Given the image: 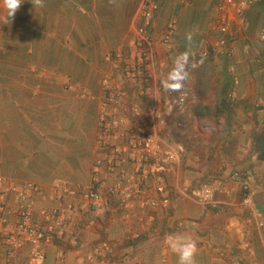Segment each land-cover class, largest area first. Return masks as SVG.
<instances>
[{
  "label": "crops",
  "instance_id": "1",
  "mask_svg": "<svg viewBox=\"0 0 264 264\" xmlns=\"http://www.w3.org/2000/svg\"><path fill=\"white\" fill-rule=\"evenodd\" d=\"M141 2L24 0L9 18L0 0V200L11 186L33 184V219L56 208L76 236L42 243L43 257L33 261L31 244L10 247L0 219V264H179L169 236L196 242V264H264V0H159L146 41L137 33ZM220 39L233 53L201 58ZM177 63L189 71L183 107L158 92ZM138 65L146 80L127 73ZM147 134L172 158L125 201L108 189L132 163L96 172L95 162L107 145ZM235 170L248 180L250 205ZM200 184L213 187L210 201L188 195ZM90 190L101 204L84 197Z\"/></svg>",
  "mask_w": 264,
  "mask_h": 264
},
{
  "label": "built area",
  "instance_id": "2",
  "mask_svg": "<svg viewBox=\"0 0 264 264\" xmlns=\"http://www.w3.org/2000/svg\"><path fill=\"white\" fill-rule=\"evenodd\" d=\"M261 0H226L227 3L234 6L249 5ZM159 0H142L141 2V17L143 25L137 29L138 36L141 41L148 40V35L145 30V25H148L153 16L159 9ZM175 28V20H170L167 30L163 36L164 41H168ZM221 32L226 31L225 26L220 27ZM258 39L264 41V32L258 34ZM225 47V48H224ZM217 51L224 56H230L233 53V46H226V42L220 39L212 47H207L202 51L203 56ZM137 57L144 62L148 59L145 57V50L139 47L136 50ZM128 74L135 76L142 74L144 71L142 65L136 67H125ZM189 76V71L183 63H177L171 68L167 75V80L158 86V92H163L167 95L169 104L177 107L185 106L189 98V89L184 84ZM146 80V79H145ZM108 79H103L102 85L105 89L109 87ZM180 87L177 89L176 85ZM152 114L161 120V116L155 109H152ZM103 121L106 115L102 114L100 117ZM108 129V128H107ZM107 129H104L106 134ZM106 138V136L104 137ZM164 141L153 134H147L136 141L128 142L124 145H107V149L96 160V172L107 169L112 172L119 169L124 164L131 162L133 169L130 172H121L120 180L113 183L108 191L111 194H120L125 201L132 200L133 197L141 195L145 188V179L152 172L162 171L164 165L172 158L171 154L163 149ZM232 176L240 184L242 198L244 205H250V189L247 178H245L240 171L235 170ZM65 190H70V187L65 186ZM35 189L33 184H28L25 187L19 188L11 186L8 190L3 192V198L0 200V219L8 222L6 227V237L11 248L15 249L27 242L31 244V259L39 261L43 257L40 245L42 243H52L55 239H60L67 236L70 242H75L76 236L66 230L63 219L56 208H45L41 210L42 222L35 221L32 216V195L31 192ZM8 193L12 194L8 198ZM184 193V191H183ZM213 194V187L208 184H200L199 186L188 191V195L192 196L199 202L210 201ZM84 197L90 199L95 204L102 203V196L97 191H86L83 193ZM149 202L151 205H156V202L151 199H144L142 203ZM168 199L163 198L161 204H167ZM9 215L6 219L5 215ZM261 228L264 223H258ZM264 243V238H263ZM61 258V256H60Z\"/></svg>",
  "mask_w": 264,
  "mask_h": 264
},
{
  "label": "clouds",
  "instance_id": "3",
  "mask_svg": "<svg viewBox=\"0 0 264 264\" xmlns=\"http://www.w3.org/2000/svg\"><path fill=\"white\" fill-rule=\"evenodd\" d=\"M23 2L24 0H3L9 18H14L15 13L19 10ZM32 3L35 6H43V0H32ZM179 87L180 85L177 84L176 88L178 89ZM168 242L170 243L171 250L179 256V264H196L194 257L197 252V245L194 240L188 238L187 241L181 243L173 239L172 236H169Z\"/></svg>",
  "mask_w": 264,
  "mask_h": 264
},
{
  "label": "rangeland",
  "instance_id": "4",
  "mask_svg": "<svg viewBox=\"0 0 264 264\" xmlns=\"http://www.w3.org/2000/svg\"><path fill=\"white\" fill-rule=\"evenodd\" d=\"M201 53H202V52H201ZM202 57H203V55L201 54V58H202ZM21 82H23V83H26V84H29V85H30V84H31V82H33V83L35 82V83H36V80H35V81H34V80H33V81H31V80H29V81H27V80H26V81H23V80H22ZM35 83H34V84H35ZM19 86H20V85H19ZM196 86H197V85H196ZM165 95H166V94H165Z\"/></svg>",
  "mask_w": 264,
  "mask_h": 264
}]
</instances>
